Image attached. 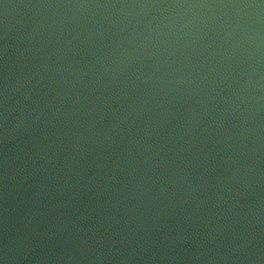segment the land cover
I'll return each instance as SVG.
<instances>
[{"label":"water","instance_id":"obj_1","mask_svg":"<svg viewBox=\"0 0 264 264\" xmlns=\"http://www.w3.org/2000/svg\"><path fill=\"white\" fill-rule=\"evenodd\" d=\"M0 264H264V0H0Z\"/></svg>","mask_w":264,"mask_h":264}]
</instances>
